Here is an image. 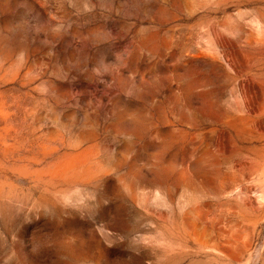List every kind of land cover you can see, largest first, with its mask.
I'll return each instance as SVG.
<instances>
[{"label":"rangeland","instance_id":"obj_1","mask_svg":"<svg viewBox=\"0 0 264 264\" xmlns=\"http://www.w3.org/2000/svg\"><path fill=\"white\" fill-rule=\"evenodd\" d=\"M0 264H264V0H0Z\"/></svg>","mask_w":264,"mask_h":264}]
</instances>
